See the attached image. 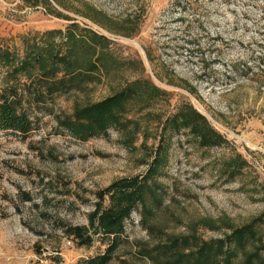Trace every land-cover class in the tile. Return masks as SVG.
I'll return each mask as SVG.
<instances>
[{
  "label": "rangeland",
  "instance_id": "374dc122",
  "mask_svg": "<svg viewBox=\"0 0 264 264\" xmlns=\"http://www.w3.org/2000/svg\"><path fill=\"white\" fill-rule=\"evenodd\" d=\"M34 46L97 69L34 111L29 136L0 132V264H86L103 254L109 239L77 247L65 226H87L94 193L142 176L162 142L165 198L151 221L165 234L219 239L264 214V0H0V50L23 57ZM13 84L0 60V90ZM131 85L140 88L127 113L131 144L113 129L80 141L57 124ZM188 106L226 143L201 150L188 131L164 141L163 122ZM234 158L246 167L232 179L224 163ZM160 239L134 213L110 264H150L139 245Z\"/></svg>",
  "mask_w": 264,
  "mask_h": 264
},
{
  "label": "trees",
  "instance_id": "16d2710c",
  "mask_svg": "<svg viewBox=\"0 0 264 264\" xmlns=\"http://www.w3.org/2000/svg\"><path fill=\"white\" fill-rule=\"evenodd\" d=\"M0 60L7 77L14 81L13 86L0 90V132L23 137L38 129L34 111L40 110L57 95L78 90L83 82L91 80V74L97 69L94 62L83 69L82 64L68 54L55 53L46 57L38 46L23 57L0 50ZM36 70L39 72L32 79L18 80L19 76H29ZM139 89V86L131 85L101 101L77 106L71 115L58 117L57 124L80 141L108 137L113 129L122 133L124 144L129 145L134 130L127 113L131 102L139 96ZM182 131H188L192 137L189 142L201 150L226 143L206 117L192 106L179 109L163 122L162 139L171 141ZM163 144L159 145L161 147L153 162L142 176L118 179L94 193L96 203L87 226H65L68 237L77 247L92 245L97 235L102 241L110 240L106 251L90 258L86 264L111 263L125 232V222L134 213L138 214L140 225L150 237L161 238L153 245H139L140 258L150 264H264V242L259 238L264 214L243 226L232 228L222 238L212 240L203 239L196 231L187 235H167L152 223V217L162 207L165 198L163 187L156 181L160 167L167 161L161 155ZM224 164L232 179L243 174L246 167L245 161L237 158ZM26 199L30 197L26 195Z\"/></svg>",
  "mask_w": 264,
  "mask_h": 264
},
{
  "label": "built area",
  "instance_id": "2783aa9c",
  "mask_svg": "<svg viewBox=\"0 0 264 264\" xmlns=\"http://www.w3.org/2000/svg\"><path fill=\"white\" fill-rule=\"evenodd\" d=\"M71 244V242H69Z\"/></svg>",
  "mask_w": 264,
  "mask_h": 264
}]
</instances>
